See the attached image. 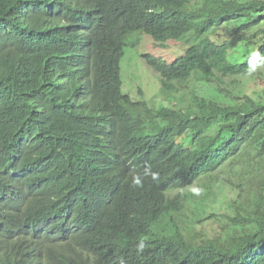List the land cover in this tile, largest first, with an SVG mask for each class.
<instances>
[{"label":"trees","instance_id":"16d2710c","mask_svg":"<svg viewBox=\"0 0 264 264\" xmlns=\"http://www.w3.org/2000/svg\"><path fill=\"white\" fill-rule=\"evenodd\" d=\"M143 37L187 46L142 53L169 105L123 91ZM262 60L264 0H0V223L21 227L0 264H264V100L211 85ZM247 156L235 214L198 225L186 205Z\"/></svg>","mask_w":264,"mask_h":264},{"label":"rangeland","instance_id":"374dc122","mask_svg":"<svg viewBox=\"0 0 264 264\" xmlns=\"http://www.w3.org/2000/svg\"><path fill=\"white\" fill-rule=\"evenodd\" d=\"M227 36H229V31L227 28H224L219 37L222 39ZM246 46H248L246 42H241L233 48L229 55L230 61L233 63H240L244 60ZM186 48V44L175 42H169L165 47H160L152 40L148 41L146 39L134 49L126 48L125 55L121 62L123 91L135 100H139L144 96V98L152 104H159V102H162V105H169L171 100L175 98H173V96L165 98L168 95L162 90L160 74L149 66L143 58L142 53L150 51V54L162 56L163 58L173 61L183 54ZM249 50L251 53V49ZM211 85L213 90L218 88L219 91L227 94V89H231L233 93L241 94V97L247 94L251 95L253 99L257 101H262L264 100V60L259 62L254 67L253 71L245 76H226L225 83L219 84L218 82H212ZM177 97L176 95V98ZM250 161L248 156L245 157L242 163L237 161V164L234 166L233 164L236 162L229 161L224 164L223 167L221 166L217 171H214L211 180L203 182L205 183L203 186L206 188H203V191L201 190L202 192L198 195L195 193V200L186 205L190 213L193 212L192 218H195L196 215L198 216L197 212H199L200 216L198 217L207 219L205 221L207 226L204 223H197L198 225L211 229L214 232V230L220 228L218 225L221 223V218H226L229 213L232 215L235 214L234 207L237 203H234V201L241 193V188L237 186L239 181L244 183L253 178L256 174L253 172L254 162ZM247 162L250 163V166H248L249 164ZM194 187L197 186L194 185ZM195 189L196 188H194V190ZM208 190H211L210 196L209 198H204ZM211 213H213L212 217L210 215ZM187 216L190 219L191 214ZM185 218L186 217H184V219ZM213 232L209 234H213Z\"/></svg>","mask_w":264,"mask_h":264},{"label":"clouds","instance_id":"9594fccd","mask_svg":"<svg viewBox=\"0 0 264 264\" xmlns=\"http://www.w3.org/2000/svg\"><path fill=\"white\" fill-rule=\"evenodd\" d=\"M140 45V44H139ZM138 45V46H139ZM127 48H131V49H134V48H136V47H127ZM126 50V49H125ZM155 55V54H154ZM182 55V54H181ZM156 56H158V55H156ZM160 57H162V56H160ZM179 57V56H178ZM177 57V58H178ZM144 58V57H143ZM163 58V57H162ZM123 59V58H122ZM145 59V58H144ZM164 59H166L168 62H173V61H171V60H168L167 58H164ZM252 59V58H251ZM122 62V61H121ZM150 66V65H149ZM151 67V66H150ZM152 68V67H151ZM254 69V68H253ZM8 213H9V215H8ZM3 216L7 219V220H10V221H12V222H15L14 221V218H13V216H12V213H11V211H3ZM16 223V222H15ZM0 229H3V231H4V233H8V236H11V235H13V233H20V231H21V227L18 229V228H13V227H8V229H5V228H3V225L0 223ZM17 230V231H16Z\"/></svg>","mask_w":264,"mask_h":264}]
</instances>
